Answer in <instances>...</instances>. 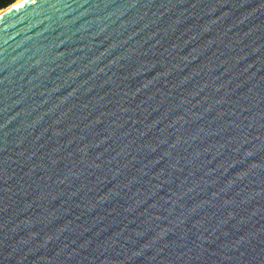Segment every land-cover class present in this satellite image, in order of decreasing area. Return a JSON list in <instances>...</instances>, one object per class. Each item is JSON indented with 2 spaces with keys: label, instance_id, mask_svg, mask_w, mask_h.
Wrapping results in <instances>:
<instances>
[{
  "label": "water",
  "instance_id": "95a60500",
  "mask_svg": "<svg viewBox=\"0 0 264 264\" xmlns=\"http://www.w3.org/2000/svg\"><path fill=\"white\" fill-rule=\"evenodd\" d=\"M0 264H264V0L2 14Z\"/></svg>",
  "mask_w": 264,
  "mask_h": 264
},
{
  "label": "bare ground",
  "instance_id": "6f19581e",
  "mask_svg": "<svg viewBox=\"0 0 264 264\" xmlns=\"http://www.w3.org/2000/svg\"><path fill=\"white\" fill-rule=\"evenodd\" d=\"M23 0H18L16 1L15 3H13L12 5L8 6L7 8L5 9H1L0 10V16L4 13H6L8 10L12 9L13 7H15L17 4L21 3Z\"/></svg>",
  "mask_w": 264,
  "mask_h": 264
},
{
  "label": "trees",
  "instance_id": "16d2710c",
  "mask_svg": "<svg viewBox=\"0 0 264 264\" xmlns=\"http://www.w3.org/2000/svg\"><path fill=\"white\" fill-rule=\"evenodd\" d=\"M15 1L16 0H0V9H3V8L9 6L10 4H12Z\"/></svg>",
  "mask_w": 264,
  "mask_h": 264
},
{
  "label": "rangeland",
  "instance_id": "374dc122",
  "mask_svg": "<svg viewBox=\"0 0 264 264\" xmlns=\"http://www.w3.org/2000/svg\"><path fill=\"white\" fill-rule=\"evenodd\" d=\"M16 1H18V0H16ZM16 1H15V2H16ZM15 2H13V3H15ZM13 3H12V4H13ZM12 4H10V5H12ZM10 5H9V6H10ZM7 7H8V6H7ZM7 7H5V8H7ZM5 8H3V9H5ZM0 10H1V9H0Z\"/></svg>",
  "mask_w": 264,
  "mask_h": 264
}]
</instances>
